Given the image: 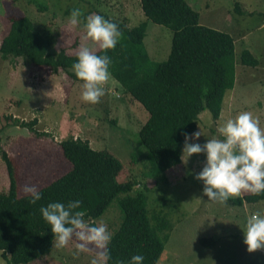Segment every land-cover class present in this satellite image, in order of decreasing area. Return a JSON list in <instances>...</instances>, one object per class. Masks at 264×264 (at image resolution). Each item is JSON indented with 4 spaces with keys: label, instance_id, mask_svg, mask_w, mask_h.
<instances>
[{
    "label": "rangeland",
    "instance_id": "1",
    "mask_svg": "<svg viewBox=\"0 0 264 264\" xmlns=\"http://www.w3.org/2000/svg\"><path fill=\"white\" fill-rule=\"evenodd\" d=\"M187 1L198 11L200 24L232 36L235 68L239 69L234 90L225 92L231 93L224 98L218 119L214 120L208 110L199 113L193 132L201 129L202 136L195 142L203 145L207 139L217 137L219 125L245 111L258 118L264 128V0ZM36 2L44 9H37ZM73 9L87 13L74 28L69 26ZM90 14L125 19L130 26L146 19L139 0H0V41L8 30L7 17L25 15L40 34L49 36L52 54L62 47L75 54L81 46L96 50V45L84 39L83 22ZM171 35L168 27L147 20L143 42L153 60L166 58ZM244 48L257 63L243 65L245 68L240 70L238 59ZM75 77L72 68L53 72L23 57L7 55L4 59L0 55V150L14 161L19 196L24 195L26 184L39 189L69 170L70 163L59 146L61 140L69 136L85 138L92 148L107 150L122 160L120 180L157 182L147 200L148 210L160 205L174 222V232L164 243L158 264H264V250L249 253L242 231L246 216L264 213V202L261 207L248 204L250 211L245 213L239 205L209 201L203 195V182L194 178L205 166L204 153L155 175L147 159L142 158L145 152L138 140L139 128L147 118L144 107L118 90L113 79L99 103H85L81 99L83 82ZM32 119L35 122L28 124ZM37 131L46 135L35 136ZM7 187L8 175L0 158V191ZM159 196H164V201ZM121 197L120 193L115 196L94 221L95 225L103 221L111 234L121 221ZM210 236L218 243L210 249L202 248L198 239ZM54 245L55 240L49 253L27 264H90L94 255V251L74 255V242L59 249ZM231 254L235 259L228 258ZM0 264H5L1 253Z\"/></svg>",
    "mask_w": 264,
    "mask_h": 264
},
{
    "label": "trees",
    "instance_id": "2",
    "mask_svg": "<svg viewBox=\"0 0 264 264\" xmlns=\"http://www.w3.org/2000/svg\"><path fill=\"white\" fill-rule=\"evenodd\" d=\"M139 4L146 19L132 26L125 19L99 14L117 24L122 36L114 49L93 51L110 57L109 71L116 88L147 111L138 140L145 152L142 158L157 175L182 164L184 133L191 134L196 129L201 111L208 110L214 120L218 119L223 96L234 85V40L227 32L200 24L198 11L187 0H139ZM42 8L38 5V9ZM7 18L8 31L0 41L2 58L23 57L33 65H46L53 72L68 71L77 62V54L63 47L52 54L51 39L36 31L27 16ZM147 20L171 30L169 52L163 60H153L147 52L143 42ZM238 61L249 66L257 63L247 48L241 50ZM34 122L32 119L28 124ZM44 133L37 131L34 135ZM59 146L70 168L38 189L42 198L35 204L30 203V195L17 194L14 161L0 150L8 175V187L0 191V253L5 264H27L51 251L54 237L40 213L42 206L79 200L82 203L77 210L84 211V220L95 225L94 221L119 193L122 216L108 244V264H128L137 254L143 255V264H158L164 243L174 232V222L160 205L148 210L147 200L157 182L120 180L122 160L107 150L92 148L85 138L69 136ZM158 199L164 201V196ZM229 201L234 205L256 203L264 201V193H242ZM198 242L206 249L218 243L212 237H201Z\"/></svg>",
    "mask_w": 264,
    "mask_h": 264
},
{
    "label": "clouds",
    "instance_id": "3",
    "mask_svg": "<svg viewBox=\"0 0 264 264\" xmlns=\"http://www.w3.org/2000/svg\"><path fill=\"white\" fill-rule=\"evenodd\" d=\"M82 15L80 9H73L69 26H78ZM83 31L85 41H91L97 50L103 52L114 49L122 36L117 24L98 14L85 18ZM110 64L107 55H97L87 46L80 47L72 70L83 82V102L97 104L106 94V86L111 79ZM217 132V137L207 139L203 145L195 142L202 136L201 129L191 134L184 133L181 160L186 163L194 154L206 155L205 166L194 177L203 182V195L209 201L226 204L230 198L239 197L242 193H264V128H261L259 119L245 111L219 125ZM23 192L30 195L32 204L42 198L35 185L26 184ZM81 203L79 200L69 201L66 205L51 202L42 206L40 213L50 225L56 248H64L74 242V255L94 251L90 264H108L111 233L103 221L89 225L84 220L85 212L77 210ZM242 231L243 243L249 253L264 250V213L257 211L246 216ZM143 261V255L137 254L128 264H143ZM117 264L124 262L118 261Z\"/></svg>",
    "mask_w": 264,
    "mask_h": 264
},
{
    "label": "crops",
    "instance_id": "4",
    "mask_svg": "<svg viewBox=\"0 0 264 264\" xmlns=\"http://www.w3.org/2000/svg\"><path fill=\"white\" fill-rule=\"evenodd\" d=\"M249 50V49H248ZM238 64V63H237ZM245 67L243 66V65H241L240 64V70H243ZM238 72H239V69L238 68H235V79L237 78V76H238ZM235 79H234V82H235ZM235 88V87H234ZM234 88H232L231 90H228V91H232V90H234ZM229 93H231V92H227V93H225L224 94V96H223V100H222V103H223V101H224V98L229 94ZM257 114V113H256ZM262 202H264V201H259V202H256V203H253V204H259V206L261 207V204H262ZM227 203H230L231 205H234L233 203H231L230 201H227ZM239 206H241V210H243L245 213L247 212V211H250V209H249V207H248V203H243V204H241V205H239ZM235 236V235H234ZM242 236V235H241ZM211 237V236H210ZM236 237V236H235ZM213 238V237H212ZM208 249H210V248H208ZM259 251H261V250H259ZM255 252H257V251H255ZM230 256H233L232 254L230 255ZM230 256L228 257V258H230ZM235 257V256H234Z\"/></svg>",
    "mask_w": 264,
    "mask_h": 264
}]
</instances>
